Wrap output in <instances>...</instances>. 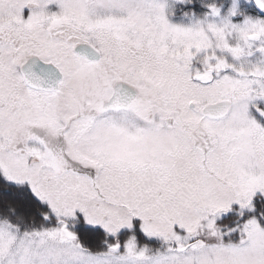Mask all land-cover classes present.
<instances>
[{
    "label": "snow or ice",
    "instance_id": "6c2138e0",
    "mask_svg": "<svg viewBox=\"0 0 264 264\" xmlns=\"http://www.w3.org/2000/svg\"><path fill=\"white\" fill-rule=\"evenodd\" d=\"M0 264H264V0H0Z\"/></svg>",
    "mask_w": 264,
    "mask_h": 264
}]
</instances>
